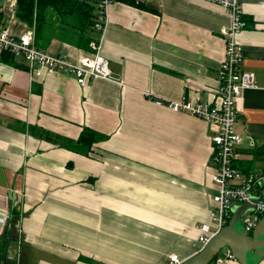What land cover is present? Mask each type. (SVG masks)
Segmentation results:
<instances>
[{
  "label": "crops",
  "instance_id": "crops-1",
  "mask_svg": "<svg viewBox=\"0 0 264 264\" xmlns=\"http://www.w3.org/2000/svg\"><path fill=\"white\" fill-rule=\"evenodd\" d=\"M0 5V27L30 28L16 0ZM242 7V70L255 86L238 102L234 164L251 176L264 173V0ZM231 23L205 0L115 2L100 48L112 79L86 85L66 73L36 77L0 49V264H169L202 250L199 228L212 223L218 192L214 127L167 103L218 101ZM44 51L73 63L88 56L59 40ZM85 129L108 136L88 155L77 144Z\"/></svg>",
  "mask_w": 264,
  "mask_h": 264
},
{
  "label": "built area",
  "instance_id": "built-area-1",
  "mask_svg": "<svg viewBox=\"0 0 264 264\" xmlns=\"http://www.w3.org/2000/svg\"><path fill=\"white\" fill-rule=\"evenodd\" d=\"M144 4L146 0H135ZM218 4L229 12L231 26L223 30L226 42V57L220 69L221 86L217 90L216 103L193 102L187 98L181 101L169 102L167 106L176 112L190 114L208 122L214 127L212 136V160L210 166L212 181L218 188L214 196L216 204L211 213L212 223L200 226L199 240L206 245L209 240L230 222L235 208L243 203L252 202L257 190L264 184V173L247 176L239 171L234 160L236 150L241 142V136L235 126L238 118V102L243 92L255 86V75L242 70L244 60L243 46L238 36L247 27L244 20L242 0H205ZM114 0H98L97 31L100 33L99 42L93 44L94 53L82 58L79 63L71 62L66 56L49 54L36 46L34 28L16 37L6 27H0V49L9 50L17 59L27 63L28 68L36 77L44 72L66 73L75 76L79 85H86L92 79H112V72L107 59L101 54V40L109 22V9ZM264 218V201L257 204L255 210L246 212L243 225L246 233L254 231ZM224 256L218 255L211 264H240L228 248ZM177 255L170 257L169 264H180Z\"/></svg>",
  "mask_w": 264,
  "mask_h": 264
},
{
  "label": "trees",
  "instance_id": "trees-1",
  "mask_svg": "<svg viewBox=\"0 0 264 264\" xmlns=\"http://www.w3.org/2000/svg\"><path fill=\"white\" fill-rule=\"evenodd\" d=\"M114 1L143 6L135 0ZM15 16L22 24L35 29L36 46L42 50L48 48L53 40H59L90 55L95 52L93 44L99 42L100 33L96 28L99 22L98 0H16ZM243 18L248 27L247 18ZM1 60L17 67L23 66L9 50L2 52ZM47 138L57 140L50 134ZM107 139V135L85 129L77 144L88 155L94 144Z\"/></svg>",
  "mask_w": 264,
  "mask_h": 264
},
{
  "label": "water",
  "instance_id": "water-1",
  "mask_svg": "<svg viewBox=\"0 0 264 264\" xmlns=\"http://www.w3.org/2000/svg\"><path fill=\"white\" fill-rule=\"evenodd\" d=\"M263 201L264 195L237 206L229 224L216 233L200 252L180 264H211L226 248L232 251L240 264H260L264 260V218L251 234L239 224H243L246 212L255 210Z\"/></svg>",
  "mask_w": 264,
  "mask_h": 264
},
{
  "label": "rangeland",
  "instance_id": "rangeland-1",
  "mask_svg": "<svg viewBox=\"0 0 264 264\" xmlns=\"http://www.w3.org/2000/svg\"><path fill=\"white\" fill-rule=\"evenodd\" d=\"M5 1H6V0H2V3L5 2ZM239 226L242 227L243 224L240 223ZM224 250H225V249H224ZM224 250L219 254L220 256H224V254H225V251H224Z\"/></svg>",
  "mask_w": 264,
  "mask_h": 264
}]
</instances>
